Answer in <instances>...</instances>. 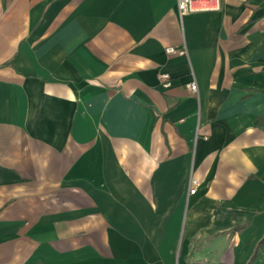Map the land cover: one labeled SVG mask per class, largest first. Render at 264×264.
<instances>
[{
    "label": "crops",
    "instance_id": "1",
    "mask_svg": "<svg viewBox=\"0 0 264 264\" xmlns=\"http://www.w3.org/2000/svg\"><path fill=\"white\" fill-rule=\"evenodd\" d=\"M0 264H264V0H0Z\"/></svg>",
    "mask_w": 264,
    "mask_h": 264
},
{
    "label": "built area",
    "instance_id": "2",
    "mask_svg": "<svg viewBox=\"0 0 264 264\" xmlns=\"http://www.w3.org/2000/svg\"><path fill=\"white\" fill-rule=\"evenodd\" d=\"M177 4L181 16L190 13L215 11L221 8V0H177ZM166 50L168 53H179L181 55H184L187 52L185 47L177 49L173 46H169ZM160 78L164 87L171 86L172 77L169 73H162ZM187 87L193 92H198V84L195 81L188 83ZM198 184L199 180L197 178L192 177L190 179V193H196Z\"/></svg>",
    "mask_w": 264,
    "mask_h": 264
}]
</instances>
